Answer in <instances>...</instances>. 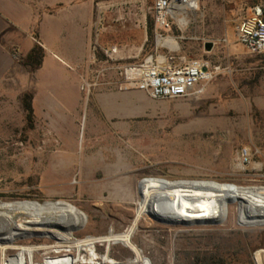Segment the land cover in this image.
Instances as JSON below:
<instances>
[{"label":"rangeland","instance_id":"1","mask_svg":"<svg viewBox=\"0 0 264 264\" xmlns=\"http://www.w3.org/2000/svg\"><path fill=\"white\" fill-rule=\"evenodd\" d=\"M154 1L46 0L48 5L62 3V11L45 17L41 39L32 36V42L45 45L51 57L46 61L47 69L56 67L54 60L67 69H97L98 66L90 65L95 47L100 50L119 46L134 51L143 47L144 23L153 17ZM104 3L113 6L99 14V6ZM255 5L264 8V0H200L189 29L183 33L182 52L191 59L219 66L222 73L205 85L202 94L187 98L153 99L145 92L117 89L141 96L126 99L137 108H132L133 119L122 125L117 137L111 131L114 122L105 115L101 120L104 132L88 133L93 119L85 109L77 139L61 141L36 113L35 126L29 128L21 97L0 103V201L68 202L87 217L73 236V240H85L108 236L110 231L124 233L135 220L141 186L150 179L264 187V58L249 55L235 36L237 20ZM208 42L214 44L211 51L205 49ZM101 54L98 52L97 58L103 61ZM109 74L110 80H101L104 85L93 90L89 99L93 110V95L107 89L110 85L106 82L118 78L115 72ZM125 128L126 135L122 132ZM84 141L92 155L88 167L81 172L88 180L86 188L79 185L76 165ZM244 148L252 154L250 165L241 163ZM64 149L69 156H62ZM115 149L131 151L136 156L127 155V173L118 179L109 166H93L95 150L103 151L108 161L113 160ZM129 165L137 171L129 172ZM255 165H260V170ZM95 184L100 188H95ZM131 187L134 195L129 191L127 197L125 190ZM223 218L214 225H168L146 215L133 240L146 264H192L198 257L211 256L231 264H264V226L241 225L237 202L228 203L216 221ZM25 220L18 218L17 222ZM30 245L54 247L56 243L48 235L18 239L6 249L7 260L16 254L12 247ZM96 249L99 258L106 255L103 243L98 242ZM50 251L38 252L35 263L70 261L65 252L59 255ZM128 253L125 247L116 245L111 247L109 256L133 264ZM87 254L84 253L86 258ZM1 261L0 254V264ZM19 264H28V258L23 256Z\"/></svg>","mask_w":264,"mask_h":264},{"label":"crops","instance_id":"2","mask_svg":"<svg viewBox=\"0 0 264 264\" xmlns=\"http://www.w3.org/2000/svg\"><path fill=\"white\" fill-rule=\"evenodd\" d=\"M48 4H46V0H0V103L13 102L15 98H22L26 93L32 94L35 113L44 119L49 129L61 141L77 139L85 109L91 112V120L93 119L94 123L91 127L89 126L88 133L92 131L101 135L104 132L105 125L101 120L105 115L114 122L115 127H112L111 131L116 137L119 136L122 125L134 117L132 108H137L126 99L136 97V95L141 97L139 93H121L115 87L109 86L107 89L101 87L102 90H99L97 95H93V98L96 99H94L93 110V107L92 109L89 107V99L93 90L96 91L100 86L88 92L82 90V85L95 81L96 72L94 69L82 68L83 66L77 69H67L63 68L56 60H54L56 67L47 69L46 61L50 57L47 51L42 67L35 71L21 62L22 58L26 57L35 45L32 42L34 41L32 36L38 34L41 39L40 29L45 17L56 16L59 11H62V3ZM43 47L46 50L44 44ZM15 56H18L19 59H16ZM111 77L112 75L107 73L102 80L109 81ZM97 119L100 120L99 123L96 122ZM124 131L122 132L126 135V128ZM85 139L87 141V138ZM85 144V141L82 142L78 153L79 161L78 164L76 163L78 172H80L79 185L83 188L87 187L88 180L81 176V172L86 170L92 156L91 151L84 147ZM95 152L93 166L97 169L109 166L115 173V179H118L123 172L127 173V155L136 157L131 151L115 149L113 160L107 161L103 151L95 150ZM62 154V156H69L66 149ZM129 169L131 173L137 171L130 165ZM95 188H100V185L95 184ZM125 191L126 194L131 191V194L134 195L133 187Z\"/></svg>","mask_w":264,"mask_h":264},{"label":"bare ground","instance_id":"3","mask_svg":"<svg viewBox=\"0 0 264 264\" xmlns=\"http://www.w3.org/2000/svg\"><path fill=\"white\" fill-rule=\"evenodd\" d=\"M112 6L113 4H101L99 14ZM100 17L99 15L97 26L100 24ZM170 43L172 47L178 48L174 41ZM141 50L142 45L136 48L134 56L136 57ZM129 55L132 54L129 53ZM255 167L259 170L261 168L260 165H255ZM234 202L238 204L240 220L251 223L264 222V187H236L218 185L209 181L150 179L141 186L140 203L135 220L124 233L110 231L108 236L89 237L85 240H73L74 232L83 227L87 217L75 206L73 208L71 204L69 206L57 205L53 202L48 204H38L36 201L2 202L0 203V223H10L14 216L28 213L29 216L25 220L28 223L18 224L16 235H20L19 232L23 229L29 232L31 238L34 233L42 231L48 235V238L55 241L56 246L12 247L16 250V254L8 261L6 249L20 237L2 234L0 235L1 264H19L23 256L28 258V264H36V254L40 251L50 254L52 252L50 250H55V254L59 255L65 252L64 255L70 259L67 264H127L118 262L109 256L111 247L116 245H122L129 251L133 264H146L141 250L133 240L139 222L144 216L152 213L166 222L176 221L183 225L198 224L203 221L212 222L223 216L228 203ZM98 242L106 246V255L101 258L96 249ZM72 252L75 255H72ZM86 252L89 253L88 258L84 256ZM44 261H47V258Z\"/></svg>","mask_w":264,"mask_h":264},{"label":"built area","instance_id":"4","mask_svg":"<svg viewBox=\"0 0 264 264\" xmlns=\"http://www.w3.org/2000/svg\"><path fill=\"white\" fill-rule=\"evenodd\" d=\"M200 0H155L151 8L154 18V42L149 46L148 26L144 23L145 41L141 52L112 46L98 49L92 56L90 65L98 68L95 81L84 83L83 91L104 85L101 80L110 72L117 74V80L106 82L120 91H141L153 99H180L204 92L205 85L222 73L219 66L203 59H191L182 52L180 42L183 33L191 25V16L197 13ZM185 21V22H183ZM179 33H175V31ZM237 42L249 55L264 54V8L251 7L236 23ZM171 41L178 48L171 46ZM149 48V49H148ZM103 61L97 58V53ZM131 53L132 55L128 54ZM19 59L18 56H15ZM102 66V68H100ZM105 66V67H104ZM103 81V80H102ZM105 82V81H104ZM241 163L250 165L252 154L244 148L240 153Z\"/></svg>","mask_w":264,"mask_h":264},{"label":"trees","instance_id":"5","mask_svg":"<svg viewBox=\"0 0 264 264\" xmlns=\"http://www.w3.org/2000/svg\"><path fill=\"white\" fill-rule=\"evenodd\" d=\"M147 26H148L149 46H151L153 45V42H154V18L153 17H150L148 19ZM175 33L177 34L179 32L176 30ZM34 37L35 39L39 38L38 34H35ZM45 56H46V50L42 46L35 44L32 50L29 52V54L26 57L22 58L21 62L25 66L29 67L32 71H35L42 67ZM258 57L263 59L264 54L258 55ZM33 99H34L33 95L30 93H26L22 97L24 111L26 113V119H27L28 126L30 129L34 128L35 126V109H34ZM212 258L213 256L209 258L208 257L207 258L198 257L192 262V264H231V263H228L226 259L216 260L213 258V260H211Z\"/></svg>","mask_w":264,"mask_h":264},{"label":"water","instance_id":"6","mask_svg":"<svg viewBox=\"0 0 264 264\" xmlns=\"http://www.w3.org/2000/svg\"><path fill=\"white\" fill-rule=\"evenodd\" d=\"M213 47H214V44L213 43H211V42H208V43H206L205 44V49H206V51H211L212 49H213ZM24 202H33V201H24ZM0 203H2L1 201H0ZM36 203H38L39 204V202H36ZM48 203H50V202H45V203H42V204H48ZM54 204H57V205H61V204H65V205H69L70 206V203L69 204H67L66 202H64V201H56V202H53ZM72 205V204H71ZM73 208H74V206H73ZM76 209V208H75ZM82 212V211H81ZM83 213V212H82ZM19 215H21V216H14L13 218H12V221L10 222V223H8V222H3V223H0V235H2V234H10V235H12L13 237H16V236H19L20 237V240L21 239H28V238H30L29 236H30V234H29V232L28 231H26V230H21V232H19V234L20 235H16V234H18V233H16V231H17V227L16 226H18V222H17V219L18 218H28V216H29V214L28 213H22V214H19ZM148 216H150L154 221H156V222H158V223H162V224H168V225H179L177 222H175V221H169V222H166L163 218H160V217H157V216H155V215H153L152 213H150V214H148ZM224 220V218L223 219H221V220H218V221H212V222H199L198 224L199 225H201V224H204V225H214V224H219V223H221L222 221ZM27 222V221H26ZM25 222V223H26ZM28 223V222H27ZM193 223H191V224H189V223H187V224H184V225H192ZM196 224V223H195ZM240 224L241 225H243V226H249V227H251V226H264V222L263 223H251V222H248V221H242V220H240ZM12 225V226H11ZM80 228H78L77 230H79ZM23 231V232H22ZM76 231V230H75ZM16 235V236H15ZM34 236H39V237H43V236H46V233H39V234H37V233H34L33 234ZM32 237V236H31Z\"/></svg>","mask_w":264,"mask_h":264}]
</instances>
